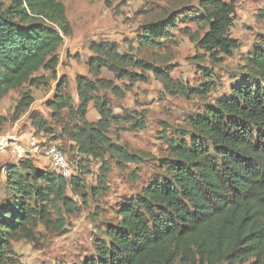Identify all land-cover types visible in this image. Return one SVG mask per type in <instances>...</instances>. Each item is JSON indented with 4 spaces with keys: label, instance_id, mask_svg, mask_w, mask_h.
Wrapping results in <instances>:
<instances>
[{
    "label": "trees",
    "instance_id": "trees-1",
    "mask_svg": "<svg viewBox=\"0 0 264 264\" xmlns=\"http://www.w3.org/2000/svg\"><path fill=\"white\" fill-rule=\"evenodd\" d=\"M199 9L188 8L150 21L137 37L141 47H155L180 29L177 22L195 23L205 32L195 39L197 47L217 62L230 56L238 44L230 36L235 20L233 0H198ZM264 21V9L258 13ZM71 35L63 0H0V100L9 91L46 86L57 80L55 97L48 101L55 127L39 113H32L33 133L64 139L76 171L66 180L34 158L16 159L5 168L7 195L0 202V264L12 260V242L32 239L40 223L60 229L61 207L74 208L66 195L69 185L83 194V159L101 162L97 185L90 195L105 194L109 167L116 162H136V155L108 137L111 123H131V130L145 128V112L116 116L110 109L108 91L121 97L137 82H147V72L167 91L186 98L204 97L212 89L174 83L167 71L120 52L115 41L91 42L87 61L90 75H76L77 102L67 90L65 75L57 78L58 50ZM245 73L227 93L204 111L188 116L185 127L165 138L167 154L156 175L140 192L122 201L117 221L107 225L94 241V254L78 264H238L254 259L264 262V34H259L244 63ZM105 69L125 81L122 87L103 78ZM205 76L208 70L203 69ZM34 102L23 90L14 108L18 117ZM93 103L98 112L87 119ZM1 128V123H0ZM81 156L83 158H81ZM80 157V158H79Z\"/></svg>",
    "mask_w": 264,
    "mask_h": 264
},
{
    "label": "rangeland",
    "instance_id": "rangeland-1",
    "mask_svg": "<svg viewBox=\"0 0 264 264\" xmlns=\"http://www.w3.org/2000/svg\"><path fill=\"white\" fill-rule=\"evenodd\" d=\"M233 2L235 20L230 36L236 40L238 47L232 55L222 56V59L214 62L194 42L206 29L193 22H177L180 29L172 30L171 36L160 40L155 47H141L137 42L146 23L182 8L195 13L199 9L198 0H63L71 35L64 37L58 50L56 79L62 75L67 77V90L76 102L74 79L78 74L90 75L87 61L93 54L89 49V44L93 41L117 42L120 52L131 53L135 58L167 71L174 83L203 88V84L210 80L212 89L204 97L186 98L179 92L167 91L158 78L147 72V82H137L130 90L124 91L121 97L108 91L106 95L114 115L123 117L124 113L130 115L133 111L145 112L144 129L131 130L129 122L111 123L107 134L114 144L123 145L135 154L137 161L122 160L118 163L115 157L107 156V191L95 198L90 195V188L97 185L101 162L90 157L83 159V194L76 193L68 185L66 195L74 208L61 207V216L55 213L52 216L53 221L60 219L63 226L55 229L39 223L32 239L13 241L12 260L9 264H78L94 254V241L103 237L102 231L107 225L117 221L116 209L119 204L139 193L156 175L163 173L160 165L168 151L165 138L174 137V130L185 127L188 116L204 111L208 105H214L216 99L227 93L230 86L245 73V59L258 35L264 34V21L258 17V13L264 9V0ZM203 69L208 70L209 76L202 73ZM101 71L103 78L113 80L123 88L125 81L115 79L105 69ZM56 82L57 80H50L46 86H25L9 91L0 100V133H16L20 139H25L34 131L32 113H39L51 128L58 130L56 135H59V127L53 123L52 111L47 104L55 97ZM27 89L34 102L17 117L14 108L20 93ZM97 118L98 112L91 103L88 120L95 122ZM49 136L68 159L73 158V152L67 147L70 141L66 143L64 139ZM15 162L16 159L0 153V202L7 195L3 167ZM47 168L51 170L50 167ZM75 174L78 175V169ZM254 261L250 259L238 264H254Z\"/></svg>",
    "mask_w": 264,
    "mask_h": 264
},
{
    "label": "built area",
    "instance_id": "built-area-1",
    "mask_svg": "<svg viewBox=\"0 0 264 264\" xmlns=\"http://www.w3.org/2000/svg\"><path fill=\"white\" fill-rule=\"evenodd\" d=\"M0 153L14 159L40 157L47 160L49 167L61 174L66 180L75 173L63 150L48 137L31 132L25 139L16 133H0Z\"/></svg>",
    "mask_w": 264,
    "mask_h": 264
},
{
    "label": "crops",
    "instance_id": "crops-1",
    "mask_svg": "<svg viewBox=\"0 0 264 264\" xmlns=\"http://www.w3.org/2000/svg\"><path fill=\"white\" fill-rule=\"evenodd\" d=\"M91 106V105H90ZM90 106H89V108H90ZM89 108H88V113H87V119H88V117H89ZM94 113V112H93ZM93 115V114H92ZM91 115V116H92ZM95 118L96 117H94L93 119L95 120ZM38 159H41L40 161H35L34 163H35V165L36 166H38V167H49V165H48V162H47V160L46 159H44V158H42V157H40V158H38ZM35 160H37V159H35Z\"/></svg>",
    "mask_w": 264,
    "mask_h": 264
}]
</instances>
